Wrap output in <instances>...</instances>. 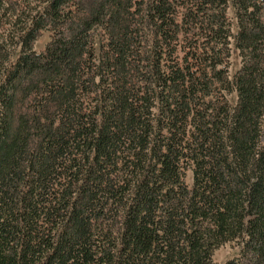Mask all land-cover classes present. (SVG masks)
Here are the masks:
<instances>
[{
	"label": "trees",
	"instance_id": "16d2710c",
	"mask_svg": "<svg viewBox=\"0 0 264 264\" xmlns=\"http://www.w3.org/2000/svg\"><path fill=\"white\" fill-rule=\"evenodd\" d=\"M230 242L264 264V0H0V264Z\"/></svg>",
	"mask_w": 264,
	"mask_h": 264
},
{
	"label": "rangeland",
	"instance_id": "374dc122",
	"mask_svg": "<svg viewBox=\"0 0 264 264\" xmlns=\"http://www.w3.org/2000/svg\"><path fill=\"white\" fill-rule=\"evenodd\" d=\"M48 41V33L44 32L34 44V49L36 51L41 50L45 43ZM230 64L228 67L229 74L232 76L233 73L240 65V57L235 50H232L230 57ZM187 181L191 183V172L187 173ZM239 252V246L236 242H230L223 244L217 248L212 256V264H224L226 260L236 256Z\"/></svg>",
	"mask_w": 264,
	"mask_h": 264
}]
</instances>
